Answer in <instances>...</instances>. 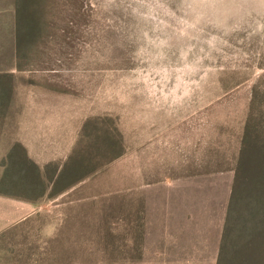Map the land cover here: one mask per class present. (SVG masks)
Returning a JSON list of instances; mask_svg holds the SVG:
<instances>
[{"label": "rangeland", "instance_id": "1", "mask_svg": "<svg viewBox=\"0 0 264 264\" xmlns=\"http://www.w3.org/2000/svg\"><path fill=\"white\" fill-rule=\"evenodd\" d=\"M49 3L30 48L3 61V137L39 164L88 152L78 193L99 208L191 186L218 240L248 102L264 94V0ZM104 135L112 149L93 144Z\"/></svg>", "mask_w": 264, "mask_h": 264}, {"label": "crops", "instance_id": "2", "mask_svg": "<svg viewBox=\"0 0 264 264\" xmlns=\"http://www.w3.org/2000/svg\"><path fill=\"white\" fill-rule=\"evenodd\" d=\"M49 2L0 0V264H215L218 240L205 234L207 207L189 184V191L182 186L156 199L146 185L142 197L111 199V210L78 193L84 182L36 199L3 193L4 148L16 142L34 159L20 140L3 137V61L15 56L13 31L44 28ZM3 31L9 32L4 42ZM137 200L141 205L132 204ZM102 228L111 236L98 234ZM110 252L113 258L104 256Z\"/></svg>", "mask_w": 264, "mask_h": 264}, {"label": "trees", "instance_id": "3", "mask_svg": "<svg viewBox=\"0 0 264 264\" xmlns=\"http://www.w3.org/2000/svg\"><path fill=\"white\" fill-rule=\"evenodd\" d=\"M38 30L13 31L15 56L24 55ZM261 98L264 94L253 89L232 159V178L215 264H264V104ZM6 100L5 89L3 117ZM104 136L101 140L94 137L93 144L99 149H112L113 142ZM92 163L88 152L74 147L63 161L39 164L18 143H10L1 159L3 193L25 199L39 198L45 192L50 196L59 188L81 181L91 172L88 168Z\"/></svg>", "mask_w": 264, "mask_h": 264}]
</instances>
